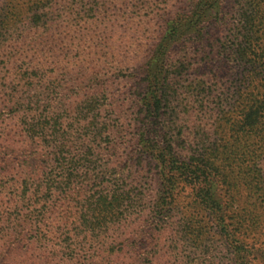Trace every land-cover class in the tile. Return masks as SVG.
Here are the masks:
<instances>
[{
  "label": "rangeland",
  "instance_id": "1",
  "mask_svg": "<svg viewBox=\"0 0 264 264\" xmlns=\"http://www.w3.org/2000/svg\"><path fill=\"white\" fill-rule=\"evenodd\" d=\"M177 15L188 65L175 74L191 95L210 82L228 95L264 80V0H0V264H234L231 244L187 188L169 229L143 245L156 186L147 160L129 159L146 91L141 68ZM185 117L166 118L189 138ZM185 226L200 227L201 240Z\"/></svg>",
  "mask_w": 264,
  "mask_h": 264
},
{
  "label": "trees",
  "instance_id": "2",
  "mask_svg": "<svg viewBox=\"0 0 264 264\" xmlns=\"http://www.w3.org/2000/svg\"><path fill=\"white\" fill-rule=\"evenodd\" d=\"M46 8V4L41 6L42 14ZM192 15L197 22L201 13L195 11ZM178 16L155 47V56L141 68L146 91L137 103V129L129 159L138 163L147 160L155 171L150 181L156 186L148 202L152 218L143 245L147 248L151 242L152 246V232L157 228L160 234L169 229V212L178 203V192L187 188L192 202L231 244L234 264H253L254 260L263 264L264 249L254 251V247L264 239V234L262 238L256 235L264 225V80L259 79L250 91L237 88L228 95L217 92L210 82L202 86L199 95H191V87L184 85V75L175 74L188 65L187 32ZM193 34L200 35L201 31L193 29ZM244 65L254 71L255 63ZM180 111L190 120L185 128L189 138L183 136V125L171 120L173 117L166 118ZM193 113L198 116L197 124L192 120ZM195 133L197 138L191 136ZM130 191L123 189L120 195ZM219 191H223L225 203ZM144 197V189L133 195L136 216L142 214L139 209L146 202ZM242 230L245 239L239 238ZM202 232L200 227L185 226L183 234L195 242L201 240ZM246 238H250L251 245L245 243Z\"/></svg>",
  "mask_w": 264,
  "mask_h": 264
}]
</instances>
